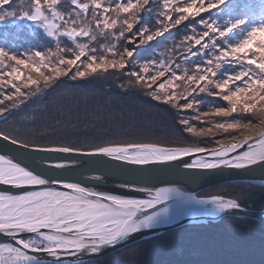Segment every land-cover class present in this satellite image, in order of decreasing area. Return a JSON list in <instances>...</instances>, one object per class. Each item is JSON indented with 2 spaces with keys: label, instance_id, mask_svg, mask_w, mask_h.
<instances>
[{
  "label": "snow or ice",
  "instance_id": "snow-or-ice-1",
  "mask_svg": "<svg viewBox=\"0 0 264 264\" xmlns=\"http://www.w3.org/2000/svg\"><path fill=\"white\" fill-rule=\"evenodd\" d=\"M0 24L16 29L0 40V119L13 118L0 128V264H84L194 209L244 207L139 181L144 166L173 162L204 174L193 182L264 169V0H0ZM24 30L33 39L21 41ZM110 76L168 113L189 143L111 140L110 115L65 111L62 98ZM73 155L99 167L73 179ZM109 178L113 190H102Z\"/></svg>",
  "mask_w": 264,
  "mask_h": 264
},
{
  "label": "trees",
  "instance_id": "trees-1",
  "mask_svg": "<svg viewBox=\"0 0 264 264\" xmlns=\"http://www.w3.org/2000/svg\"><path fill=\"white\" fill-rule=\"evenodd\" d=\"M5 32L9 34L8 41L13 42L16 29L0 24V40L4 39ZM30 39H33V35L24 30L21 41ZM179 39L177 35L175 41L169 38L162 42L155 49V54L158 56L161 51L172 48ZM65 83L72 82L61 83L59 89H63ZM119 83L121 80L110 76L82 84L74 96L62 98L65 111L71 108L74 113L79 111L81 116L86 112L102 113L105 117L110 115L111 122L104 123L105 127L112 129L108 135L111 140L189 143L176 131V125L168 113L154 107L155 102H149L139 93L120 89L117 87ZM54 96L55 92L49 93L47 99L52 100ZM25 114L32 115L30 111L21 113ZM12 120V117L7 121L0 119V128L9 127ZM41 123L50 124L51 120H43ZM204 142H207L206 139ZM196 193H221L226 198L236 196L247 208L264 209V184L247 181L218 182ZM84 264H264V227L256 218L221 215L216 220L187 222L165 229L84 260Z\"/></svg>",
  "mask_w": 264,
  "mask_h": 264
},
{
  "label": "water",
  "instance_id": "water-1",
  "mask_svg": "<svg viewBox=\"0 0 264 264\" xmlns=\"http://www.w3.org/2000/svg\"><path fill=\"white\" fill-rule=\"evenodd\" d=\"M0 143H3L0 141ZM60 154H54L53 159L59 158ZM69 160H77L81 163L76 166V171H70L67 173L73 179H79V173L83 172L84 175H90L91 172L87 171L88 169L97 168L99 165L96 163L98 158H89L84 156H69ZM102 159V158H100ZM185 159H191L186 157ZM110 164L114 162H109ZM127 167H135V166H127ZM179 168V171L177 169ZM183 173V174H181ZM143 178L139 181L140 185L143 187H167L174 186L183 188L186 191H192L196 193L197 191L207 187L208 185L215 184L218 182H229V181H247L254 182L258 184H264V169H261L259 166H254L251 170H224L222 172L218 171L211 175H207V178L204 180H196L193 182L190 177L204 175L199 173L196 170H184L180 168L175 162L168 165H148L144 166L142 170ZM117 181L114 178H109L102 190L108 191L113 190L114 184ZM91 186V185H88ZM133 198L141 199L145 198L146 194L143 193H132ZM159 207V206H158ZM151 211V210H150ZM221 215H235V216H246L250 218H256L258 222L264 227V209H250L247 207H243L241 210H233L227 214L220 215H212V214H197V215H186L179 218V220L174 221L171 224L161 225L156 230H144L141 233L134 234L133 239L129 240L127 244L132 243L134 240L142 239L143 237L152 236L156 233H160L165 231V229L176 227L180 224H185L187 222H199L206 221L209 219L216 220L219 219ZM0 239H4L0 237ZM126 244H121L116 248H110L104 251L102 254L110 252V250H114L117 248H121ZM101 254V255H102ZM98 256H94L95 258ZM71 258L65 260V263L68 262ZM89 259L88 257H84L83 260Z\"/></svg>",
  "mask_w": 264,
  "mask_h": 264
},
{
  "label": "bare ground",
  "instance_id": "bare-ground-1",
  "mask_svg": "<svg viewBox=\"0 0 264 264\" xmlns=\"http://www.w3.org/2000/svg\"><path fill=\"white\" fill-rule=\"evenodd\" d=\"M197 214H209V213L206 212L205 210H202V209H194V210H192L190 213H188L186 215L193 216V215H197ZM186 215H184V216H186Z\"/></svg>",
  "mask_w": 264,
  "mask_h": 264
},
{
  "label": "rangeland",
  "instance_id": "rangeland-1",
  "mask_svg": "<svg viewBox=\"0 0 264 264\" xmlns=\"http://www.w3.org/2000/svg\"><path fill=\"white\" fill-rule=\"evenodd\" d=\"M138 240H139V239H138ZM134 241H136V240H134ZM126 245H127V244H126ZM87 260H88V259H87ZM66 263H68V262H66ZM66 263H65V264H66Z\"/></svg>",
  "mask_w": 264,
  "mask_h": 264
}]
</instances>
